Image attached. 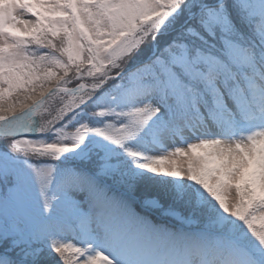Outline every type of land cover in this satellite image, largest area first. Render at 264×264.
Listing matches in <instances>:
<instances>
[{"label":"snow or ice","instance_id":"obj_1","mask_svg":"<svg viewBox=\"0 0 264 264\" xmlns=\"http://www.w3.org/2000/svg\"><path fill=\"white\" fill-rule=\"evenodd\" d=\"M0 264H264V0H0Z\"/></svg>","mask_w":264,"mask_h":264}]
</instances>
